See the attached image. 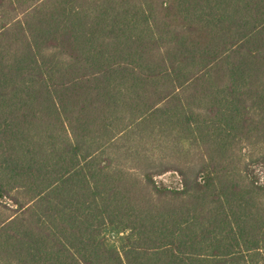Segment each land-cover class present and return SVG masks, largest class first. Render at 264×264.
Wrapping results in <instances>:
<instances>
[{
	"label": "trees",
	"instance_id": "16d2710c",
	"mask_svg": "<svg viewBox=\"0 0 264 264\" xmlns=\"http://www.w3.org/2000/svg\"><path fill=\"white\" fill-rule=\"evenodd\" d=\"M260 171L264 0H0V264H264Z\"/></svg>",
	"mask_w": 264,
	"mask_h": 264
},
{
	"label": "rangeland",
	"instance_id": "374dc122",
	"mask_svg": "<svg viewBox=\"0 0 264 264\" xmlns=\"http://www.w3.org/2000/svg\"><path fill=\"white\" fill-rule=\"evenodd\" d=\"M261 177L264 175L261 171L259 172ZM157 182L165 183L168 185H178L179 175L175 171H167L162 174L155 176Z\"/></svg>",
	"mask_w": 264,
	"mask_h": 264
}]
</instances>
